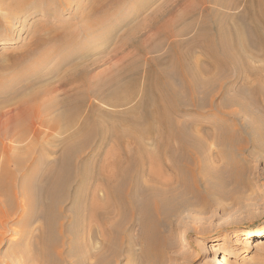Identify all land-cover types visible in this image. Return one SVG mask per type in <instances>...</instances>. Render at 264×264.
Listing matches in <instances>:
<instances>
[{"label":"bare ground","instance_id":"obj_1","mask_svg":"<svg viewBox=\"0 0 264 264\" xmlns=\"http://www.w3.org/2000/svg\"><path fill=\"white\" fill-rule=\"evenodd\" d=\"M123 1L111 0L117 8L104 13L109 0H94L75 15L82 26L48 31L88 44ZM154 1L139 3V11ZM72 2L45 0L43 7L52 13L53 4ZM116 25L104 27V38ZM117 32L109 58L93 60L89 45L80 43L68 55L74 60L62 85L50 86L47 75L24 82L16 106L13 97L1 100L10 108L0 112V264H11L19 250L8 236L15 218L21 213L16 222L30 221L36 208L43 224L38 247L26 243L36 249L28 252L31 262L65 263L59 246L71 235V255L81 257L76 264H168L165 248L176 243L175 221L189 197L219 199L230 185L260 181L248 160H258L254 150L264 153V0H165ZM255 58L262 64L251 63ZM231 77L244 84L229 86ZM206 107L220 116H205ZM51 136L60 146L48 148ZM86 233L100 236L101 246L91 248ZM243 239L264 243V229L246 230ZM5 244L10 253L2 252ZM217 245L207 253L225 264Z\"/></svg>","mask_w":264,"mask_h":264},{"label":"rangeland","instance_id":"obj_2","mask_svg":"<svg viewBox=\"0 0 264 264\" xmlns=\"http://www.w3.org/2000/svg\"><path fill=\"white\" fill-rule=\"evenodd\" d=\"M72 1L71 7L66 6L65 3V7L53 4L50 6L51 10H53L52 14L45 10V0H0V63L2 62L5 64L3 66L0 65V102L4 97H13L12 100L14 102L12 101V106H16L15 103L17 99L15 98L17 95H20L22 91L21 86L24 82L33 81L35 78H44L47 75L48 77L53 76V78L51 77L52 83L50 82V86L55 87L62 85L61 83L64 82L68 76L67 72H69L72 67V60H74V58L71 59L68 56L70 51L78 47V44L86 43L88 39L78 36L72 40L67 36L65 37V40H67L64 41L62 37L59 39L56 37L53 38V33L58 30H70L73 27L78 28L82 26L84 23L81 20H78L75 15L77 14L76 16H79L80 14H83V11H87L89 8L92 9L91 4L94 0ZM110 1L111 0L108 2V6L111 5ZM144 1L145 0H124L122 5H119V16L116 15V17H112L109 20L105 19L107 21L103 23V29L100 28L94 30L95 32L89 39L90 42H88V44L86 43L89 45L88 47H90V55L93 60L102 59L104 57L109 58L110 55L106 56V54H110L111 50L115 47L114 37H116V32L118 31L117 33L122 35L129 26L133 25V23L141 22L148 16V12L165 0L154 1L151 3V7L147 12H141L139 11V3L143 4L145 3ZM115 5L118 6L117 4ZM115 5L113 8L111 5L109 10L106 4V8H103V11L105 10L104 13L112 12L113 9L117 8ZM42 7L44 8V11H41V9H43ZM101 11L98 10L96 12L98 14H103V11ZM120 12H123L122 15ZM97 13H95L96 15H93L92 18H95ZM9 20L16 26H8ZM79 21L82 23H79ZM115 21L117 23L115 27H118V30L114 29L116 32L113 31L115 35L113 34L112 36V30H110V36L104 38V34L101 33L104 32L103 30L105 28L107 29V27V30L111 29L109 27ZM49 27L53 28L55 31H48ZM119 30L121 31L119 32ZM64 32L68 33V31ZM40 38H43V40ZM105 41H107L106 44ZM58 46L61 47V50L56 49ZM55 50L61 53H57ZM16 59L18 62H16ZM250 61L255 65L262 64L260 58L250 59ZM8 66H11L12 68L7 70L6 67ZM104 67L105 65H102L98 67L96 71H99ZM53 73L55 75H53ZM58 79H61L62 81H58ZM56 81L57 83H55ZM230 82H232V85ZM243 84L244 80L238 78L235 79L233 77L229 79L228 83L229 86H235V88L241 87ZM60 93L62 94V92ZM218 98L217 101L220 100V97ZM6 108H10V106L0 107V112L3 110L5 111ZM233 108L236 107H230L228 109ZM56 113L57 112L54 110L50 113V116ZM202 114L205 116H213L215 119L220 116L216 110L214 111L212 108L208 107H206V110ZM196 116L191 115L189 117V115H187L184 119H192ZM200 120L204 121V124L208 121L207 118L204 117ZM228 123L230 126L235 127L232 120H229ZM46 129L48 132H51L48 127ZM61 131H63V129ZM52 137L53 136L48 139L47 143L49 145H54L53 147L48 146V148H54L55 145L60 146V142L57 141L58 143H55L56 141L54 139L57 137H54V139ZM16 144L18 143L15 142V145ZM55 149L59 150L60 147ZM254 151L258 153V160L249 159L248 162L253 165L254 169V173H252L251 176L260 178V181L256 179L257 181H255V184L244 189L240 188L241 190L236 188L235 190L234 187L230 185V187L228 186L226 188V194L228 195L225 194L224 197H220L219 199L213 197H201L199 200L200 197H189V205L180 211V216L175 221L176 233L173 236L176 243L174 246L167 248V250L165 248L166 254H168L169 257H172L171 262L168 264H219L215 261L216 255L207 253V250L216 243H219V245H217L219 247L217 254L220 256L224 254V256L227 257V261L224 260L225 264H264V243L259 242L257 239H243V234L246 230L260 231L264 229V179L262 178L264 174V153L258 150ZM57 155L58 153L54 154L53 157ZM221 161L225 160L221 159ZM71 205L72 202L70 200L66 202L65 211L67 216L63 217L61 221L66 228L71 221V215L68 211V209L71 208ZM30 211L31 210L27 213ZM37 211L38 208H36V212ZM36 212L34 215H31L32 217L30 216L32 219H29V217L26 216V220L29 219L30 221L27 220V222L24 223L16 222L18 221V218H21L20 213V215L15 218L16 220L14 223H12L13 230L17 231L11 230L8 232V236L10 238H16V243L13 242V244L19 243V246H17L19 247V250H17L16 253L14 251V255L11 256V258H13L11 264H39L37 262H31V259H29L28 252L31 254L36 249H31L30 246L26 244L28 242H35L33 246L35 245V247H38V245H36V240L38 241L43 220L37 215L38 212ZM86 238L89 242H93L90 246L91 248L94 245L97 248L101 246L102 238L100 236L92 238L89 233H86ZM72 244L73 239L71 235H66L62 239L59 248L63 250L62 254L67 260L65 263L61 264H76L81 258L71 255ZM90 247L89 249L86 247L85 251L86 249L89 251ZM1 250L2 252L8 251V253H10V245L5 244ZM85 259L88 262L92 261L89 257H86ZM122 263L130 264L127 260H124Z\"/></svg>","mask_w":264,"mask_h":264}]
</instances>
